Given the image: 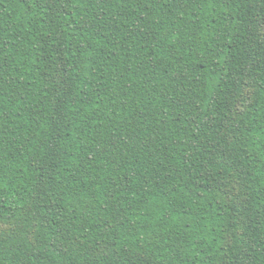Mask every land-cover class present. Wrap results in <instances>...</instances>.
Masks as SVG:
<instances>
[{"label":"trees","instance_id":"trees-1","mask_svg":"<svg viewBox=\"0 0 264 264\" xmlns=\"http://www.w3.org/2000/svg\"><path fill=\"white\" fill-rule=\"evenodd\" d=\"M0 264H264V0H0Z\"/></svg>","mask_w":264,"mask_h":264}]
</instances>
